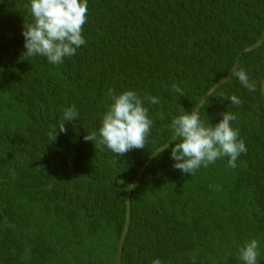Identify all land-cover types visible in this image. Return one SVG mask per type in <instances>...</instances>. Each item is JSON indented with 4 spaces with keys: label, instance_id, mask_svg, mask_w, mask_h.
Wrapping results in <instances>:
<instances>
[{
    "label": "trees",
    "instance_id": "obj_1",
    "mask_svg": "<svg viewBox=\"0 0 264 264\" xmlns=\"http://www.w3.org/2000/svg\"><path fill=\"white\" fill-rule=\"evenodd\" d=\"M28 3L0 0V264H243L251 239L264 264V0H87L86 43L56 65L19 59ZM110 89L143 101L145 148L116 157L84 139ZM180 106L237 116V167H173Z\"/></svg>",
    "mask_w": 264,
    "mask_h": 264
},
{
    "label": "clouds",
    "instance_id": "obj_2",
    "mask_svg": "<svg viewBox=\"0 0 264 264\" xmlns=\"http://www.w3.org/2000/svg\"><path fill=\"white\" fill-rule=\"evenodd\" d=\"M26 7L31 20L24 21L22 26L25 50L19 59L29 62L30 58L42 56L56 65L62 63L65 57L75 55L77 49L86 43L82 30L87 20V0H29ZM232 75L250 91L256 90L245 70L236 67ZM174 88L183 95L179 86L174 85ZM107 95L111 102L102 115L98 133L86 134L84 139L92 141L96 147L105 145L116 157L123 156L132 149L145 148L153 121L137 92L124 90L116 93L110 89ZM148 99L153 104L159 103L156 97ZM229 99L234 105L241 103L235 95ZM77 116L74 106L66 108L51 140L56 138L57 127L59 132H66L64 121H75ZM220 116L216 123H211L207 119L202 120L199 112H186L181 107V114L170 123L174 132L170 152L174 161L173 167L192 175L201 166L207 167L225 156L229 158V167H237V159L247 151L243 140L238 139V130L232 127V121L237 116L225 111ZM167 147L169 144L165 148ZM238 251L243 264H259L257 240L244 242ZM153 264H161V261L155 259Z\"/></svg>",
    "mask_w": 264,
    "mask_h": 264
}]
</instances>
